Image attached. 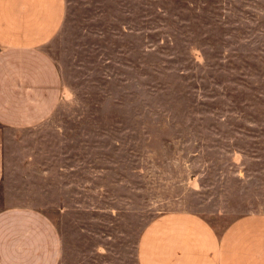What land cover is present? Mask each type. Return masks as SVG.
I'll return each mask as SVG.
<instances>
[{
    "label": "rangeland",
    "instance_id": "rangeland-1",
    "mask_svg": "<svg viewBox=\"0 0 264 264\" xmlns=\"http://www.w3.org/2000/svg\"><path fill=\"white\" fill-rule=\"evenodd\" d=\"M63 1L59 101L4 135L2 184L55 223L59 264H136L169 212L264 213V0Z\"/></svg>",
    "mask_w": 264,
    "mask_h": 264
},
{
    "label": "crops",
    "instance_id": "crops-1",
    "mask_svg": "<svg viewBox=\"0 0 264 264\" xmlns=\"http://www.w3.org/2000/svg\"><path fill=\"white\" fill-rule=\"evenodd\" d=\"M63 0H0V264H59L61 243L43 210L3 195L4 135L35 127L56 108L59 73L45 52L57 34ZM136 264H264V213L220 230L185 211L152 219L136 243Z\"/></svg>",
    "mask_w": 264,
    "mask_h": 264
},
{
    "label": "trees",
    "instance_id": "trees-1",
    "mask_svg": "<svg viewBox=\"0 0 264 264\" xmlns=\"http://www.w3.org/2000/svg\"><path fill=\"white\" fill-rule=\"evenodd\" d=\"M151 53V52H150ZM152 54V53H151ZM186 55H187V58L186 59H188V60H191V58H193V53H191L190 52V54H189V52L188 53H186ZM192 63H194V64H196L197 62L194 60H192ZM263 77V76H262ZM258 95H260V96H264V91H262V92H260Z\"/></svg>",
    "mask_w": 264,
    "mask_h": 264
}]
</instances>
